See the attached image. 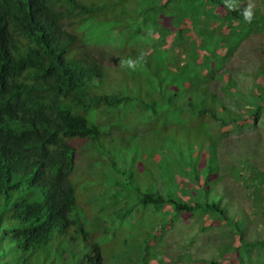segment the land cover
Listing matches in <instances>:
<instances>
[{"label":"trees","instance_id":"16d2710c","mask_svg":"<svg viewBox=\"0 0 264 264\" xmlns=\"http://www.w3.org/2000/svg\"><path fill=\"white\" fill-rule=\"evenodd\" d=\"M123 1L0 0V264H172L159 245L173 224L190 214L224 218L211 189L219 173L216 145L228 131L252 126L247 123L251 116L229 112L219 95H210L207 88L199 93V88L215 77V65L225 69L247 37L264 31L263 10L255 8L249 24L239 12L229 11L223 0H137L140 7L120 8ZM236 2L240 9L246 5L244 0ZM106 10V21L116 19L132 35L97 26ZM151 13L157 14L153 18L158 25L152 29L147 27ZM150 38L153 42L142 43ZM89 47H97L96 53H106L114 63L95 61ZM176 48L182 50L179 55ZM128 59L138 62L135 70L120 65ZM109 68H113L111 76ZM224 74L230 72L217 77ZM125 83L144 85L146 99L154 105L122 91ZM231 83L236 87L235 81ZM238 93L231 90L227 96ZM251 95L247 102L256 107L255 117L264 111V88L258 86ZM159 101L165 105L160 115L176 106L175 116L182 118L179 134L188 118L200 117V132L195 129L193 139L186 138L187 155L181 157L190 171L179 174L190 182L203 179V191L194 204L172 194L145 195L141 205L164 213L169 225L157 239L144 248L135 246L129 254L116 242L102 243L117 224L111 217L101 218L105 210L110 216L112 201L100 189V198L88 204L83 196L88 189L81 191L80 179L78 187L72 179L75 158L83 150L93 156L102 152V126L114 118L133 122L132 133H142L138 128L146 124L156 131L151 117L158 112ZM146 112L148 121L136 118ZM120 129L110 133L125 134ZM194 151L195 161L190 162ZM207 158L211 164L199 173L197 163ZM257 183L263 186L264 174L258 175ZM89 213L94 217L89 218ZM125 216L118 215V222L123 223ZM237 229L241 246L226 249L225 258L233 264L240 255L246 264H253L245 251L263 246L264 241L249 244L241 222Z\"/></svg>","mask_w":264,"mask_h":264},{"label":"rangeland","instance_id":"374dc122","mask_svg":"<svg viewBox=\"0 0 264 264\" xmlns=\"http://www.w3.org/2000/svg\"><path fill=\"white\" fill-rule=\"evenodd\" d=\"M133 2L125 0L119 7L130 8ZM244 2L247 4L250 0ZM251 3L255 5L254 9L261 8L264 13V0H251ZM107 12L108 10L104 11L103 20L95 23L97 26L102 29L112 27L116 34L128 37L132 35L127 29L122 30L116 19L106 21ZM150 16L147 27L152 29L158 26L154 19L157 14L151 13ZM133 40L136 41V38L133 37ZM151 42H153L151 38L146 42L142 41L143 44ZM96 48L89 47V53L95 61L102 65L114 63V59L108 58L106 53H96ZM181 51L176 48V55ZM181 58L184 59V56L181 55ZM225 68L236 81L238 96L230 99L226 97L234 88L226 74L218 78V83L209 81L207 90L212 96L220 95V101L229 112L236 114L239 110L243 116H251L246 118L247 123H252V126L237 129L218 141L219 173L213 180L212 195H215L214 199L218 198L217 202L223 209L224 218L215 215L198 217L190 214L173 224L167 238L159 245V249H164L166 261L172 264H207L215 261L220 264H232L225 258L224 251L230 247L241 246L237 233L239 222L243 227L244 239L249 244L264 241V208L262 209L264 184L259 186L257 183L258 175L264 174V111L252 117L256 107L246 101V97H252L251 94L257 91L258 86L264 88V32L250 36L233 54ZM115 69L116 67L114 71ZM223 70V67L215 65L213 72L218 76ZM108 72L111 76L113 68H109ZM115 74L117 75L116 71ZM143 86L135 87L125 83L122 91L127 90L134 99L135 96L146 99L149 93ZM166 91L174 92L172 89ZM202 91L203 88L200 86L199 93ZM180 99L184 103V95ZM174 102H177V98ZM149 103L154 105L149 99L143 104L149 106ZM160 104L162 103L159 101L156 105L158 112L151 117L152 123L157 124L156 131L146 124L140 130L142 133H132L133 122L124 124L122 118L113 117V122L109 121L108 126H102L104 132L101 141L102 152H97V155L93 156L89 150H83L75 158L77 170L73 173L72 179L77 187V179H80L81 191L88 189L83 192V196L88 198V204L94 203V197L100 198V189L104 192L102 195L112 201L110 216H107L108 211L105 210L101 218L107 220L111 217L117 224L110 231L111 235L106 234L102 237V243L107 246L116 242L127 249L129 254L134 252L135 246L144 248L146 243L157 239L169 225L168 220L165 221L164 213L153 206L145 208L141 205L140 201L145 195L159 193L167 197L172 194L175 199L181 198L194 204V198L201 194L199 190L203 180L190 182L176 173V166L185 153L186 138L193 139L196 135L195 129L200 132V117L197 121L188 118L183 133L179 134L182 118L175 116L176 106L160 115L165 108L164 104L163 108L158 107ZM249 110L251 115L248 113ZM136 118L148 121L149 113H141L136 115ZM115 128H119L125 134L110 133V130ZM194 161V156H191L190 162ZM204 168L205 162L198 166L199 171ZM179 177H182L180 181L177 180ZM185 190H190V194H184ZM204 200L201 199L200 202ZM170 208L171 206L166 210H171ZM118 215H126L123 223L118 222ZM88 216L94 217L92 213ZM172 217L176 221L177 216L172 214ZM152 250L155 253V249L151 248L150 251ZM245 253L246 256H252L253 264H264V245L247 248ZM241 262L246 264L239 255L233 264Z\"/></svg>","mask_w":264,"mask_h":264},{"label":"clouds","instance_id":"9594fccd","mask_svg":"<svg viewBox=\"0 0 264 264\" xmlns=\"http://www.w3.org/2000/svg\"><path fill=\"white\" fill-rule=\"evenodd\" d=\"M131 1H134L133 3H132V5H135V6H137V7H140V5H141V2H138L137 0H131ZM223 4H224V6L229 10V11H237V12H239V14L240 15H242L243 16V19H244V21L245 22H247V23H252V21H253V19H254V7H255V5L253 4V3H251V0H250V2L249 3H247L242 9H240L239 8V6H238V4H237V2H236V0H223ZM262 32H264V31H262ZM258 33H260V32H255V33H253L252 35H254V34H258ZM252 35H250V36H252ZM249 36V37H250ZM249 37H247L242 43H241V45H240V47L237 49V50H239L240 48H241V46H242V44L249 38ZM236 50V51H237ZM235 51V52H236ZM234 52V53H235ZM141 59H143V56H141ZM137 63L138 62H133L132 61V59H128V60H121L120 61V65L121 66H126V67H128V68H131V69H133V70H135V68H136V65H137ZM227 65V64H226ZM224 71H228V69L227 68H225L224 70H223V72H222V74L224 73ZM222 74H219L218 76H221ZM227 78H230V80L233 82L234 80H233V78H232V76H231V73L228 75V76H226ZM212 80L214 81V82H216V83H218L219 82V79H218V77L215 75V77H213L212 78ZM215 80H217V81H215ZM236 82V81H235ZM221 83V82H220ZM208 84V83H207ZM207 84H205L204 86H202V88H203V90H204V88H207L206 86H207ZM221 86H222V84H221ZM232 90L233 91H238L239 92V90L237 89V87H234V88H232ZM220 96V95H219ZM221 97V96H220ZM228 99H230V97L229 96H226ZM248 100V98L246 97V101ZM222 102V101H221ZM248 103V102H247ZM249 105V104H248ZM139 130H142V127H140V128H138ZM234 130H230V131H228V133L224 136V137H226L227 135H229L231 132H233ZM223 137V138H224ZM217 146V149H216V154L218 155V145H216ZM185 149V151L186 150H188V149H186V148H184ZM185 154V157H186V153H184ZM196 155H197V153L194 151V153H193V156H194V158L196 157ZM208 160V158L204 161L205 162V168L203 169V170H201V171H199L198 170V166L200 165V164H203V163H197V170L199 171V173H201V172H203V171H205L206 170V168H207V165L208 164H211V161H207ZM181 163L180 164H178L176 167H177V169H176V172L179 174V171H181V173L182 174H184L185 173V171H190V168H187V167H185L183 164H182V159L180 158V160H179ZM218 163H219V155H218ZM200 180H203V179H201L200 178ZM195 182H198V181H195ZM201 188V191H203L202 190V186L200 187ZM211 189H212V187H211ZM212 196H214V195H212ZM197 197V196H196ZM195 197V198H196ZM201 199H204V198H199V200L198 201H200Z\"/></svg>","mask_w":264,"mask_h":264}]
</instances>
